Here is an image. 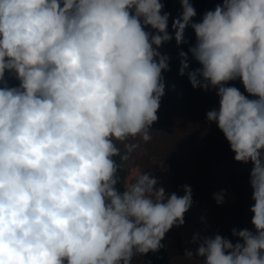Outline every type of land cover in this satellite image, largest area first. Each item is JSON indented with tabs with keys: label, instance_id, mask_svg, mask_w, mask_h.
Instances as JSON below:
<instances>
[{
	"label": "clouds",
	"instance_id": "clouds-1",
	"mask_svg": "<svg viewBox=\"0 0 264 264\" xmlns=\"http://www.w3.org/2000/svg\"><path fill=\"white\" fill-rule=\"evenodd\" d=\"M180 3L176 44L187 43L188 27L196 42L179 52V75L216 90L219 108L206 120L236 162L252 165L255 231L232 228L235 243L196 233L195 251L174 264H264V0H223L199 22L190 0ZM164 7L0 0V264H133L184 225L190 186L167 193L147 171L118 187L114 159L128 161L139 141L150 142L159 119L162 73L171 70L159 49L173 39ZM188 53L201 67L189 71ZM237 79L249 95L228 86ZM214 199L223 204V190Z\"/></svg>",
	"mask_w": 264,
	"mask_h": 264
},
{
	"label": "trees",
	"instance_id": "trees-1",
	"mask_svg": "<svg viewBox=\"0 0 264 264\" xmlns=\"http://www.w3.org/2000/svg\"><path fill=\"white\" fill-rule=\"evenodd\" d=\"M172 0H161L167 12ZM216 2L209 5V10H214ZM185 45L182 51L186 52ZM170 57V71L162 73L165 82V95L161 99L158 110L166 111L162 127L165 140L174 146L175 152L170 161L175 165L173 189L169 193L183 195V186L188 185L192 189L193 205L187 212L200 227L201 236H211L219 231L235 243L237 238L232 237V228L238 230L248 228L255 231L251 224L254 215L250 208L254 205L252 200V189L249 184L250 168L245 164L234 160V153L230 149L228 141L220 145L221 154L211 153V142L219 139H226L215 123L208 124L206 113L212 109L219 108V98L216 90L209 88L205 91L200 88L193 89L187 75H179V53L173 51L161 52ZM201 67V65H200ZM195 70L189 67V71ZM19 81L14 78L8 86H18ZM228 86L237 87L246 96L242 82H229ZM253 98V97H249ZM178 117L181 122L178 123ZM122 148V145H118ZM123 150V149H122ZM118 164H121L118 175L123 187L129 175V160L121 161L115 157ZM224 192V203L218 205L214 194ZM174 229V230H173ZM164 248L156 253H149L144 256V264H169V247H181L183 237L178 234L176 228L166 233L162 241ZM136 257L134 258V260ZM133 260V262H134Z\"/></svg>",
	"mask_w": 264,
	"mask_h": 264
},
{
	"label": "rangeland",
	"instance_id": "rangeland-1",
	"mask_svg": "<svg viewBox=\"0 0 264 264\" xmlns=\"http://www.w3.org/2000/svg\"><path fill=\"white\" fill-rule=\"evenodd\" d=\"M212 2L222 3L223 0H190L193 7L195 8L197 15L193 18V22L201 21L203 14L209 10V5ZM170 13L169 22H168V31L173 36V39L165 44H163L159 51L160 52H167L173 51L179 53L183 50L184 46H187L186 53L191 46H194L196 42L195 33L191 27H188L185 31V40L187 43H184L180 46H177L176 41L174 39V31L171 27L172 21L181 15L182 7L180 0H172L170 2L169 8L167 10ZM146 30H151L146 29ZM188 62L189 67H194L195 69L200 67V64L195 61V59L188 53ZM7 83L12 81V77L6 73L5 76ZM254 98V97H253ZM166 111L157 112L158 121L152 125V140L148 143H144L139 141L140 147L131 155L129 159V175L127 177L126 183L130 180L134 179L136 175L140 174L141 172L150 171L151 174L157 177L160 181L158 186H162L165 188L166 192L169 193L173 189V181H174V174H175V165L170 161L171 156L173 155L174 146L167 143L165 140L164 130L162 127V123L164 121V116L166 115ZM182 120L178 117L177 122L180 123ZM137 142V141H132ZM226 139H219L217 141L211 142V153H218L221 154L222 148L220 145L226 144ZM224 149V148H223ZM252 166L250 163L245 164V168H250ZM185 223L183 226L174 227L176 228L178 234L183 237V245L181 247H169L168 248V255H169V264H174L175 257H183L185 249H189L195 251L196 245L189 243L194 234L200 233V227L189 215L185 213ZM174 230V229H173ZM214 234H220L219 231H215ZM223 236V235H222ZM133 264H144V256H138L134 260ZM175 264H189L187 261H176Z\"/></svg>",
	"mask_w": 264,
	"mask_h": 264
}]
</instances>
